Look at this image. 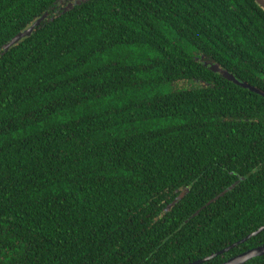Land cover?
<instances>
[{
    "label": "trees",
    "instance_id": "trees-1",
    "mask_svg": "<svg viewBox=\"0 0 264 264\" xmlns=\"http://www.w3.org/2000/svg\"><path fill=\"white\" fill-rule=\"evenodd\" d=\"M262 227L255 0H0V264H189Z\"/></svg>",
    "mask_w": 264,
    "mask_h": 264
},
{
    "label": "water",
    "instance_id": "water-1",
    "mask_svg": "<svg viewBox=\"0 0 264 264\" xmlns=\"http://www.w3.org/2000/svg\"><path fill=\"white\" fill-rule=\"evenodd\" d=\"M256 3L264 10V0H255ZM71 7V5H69ZM47 14H45L42 18L38 19L30 28L26 29L24 32H21L20 34H18L17 36H15L8 44H6L4 46V50L7 51L10 47L14 46L15 44H17L20 40H22L25 37H28L32 34V32L34 31L35 27H37L42 20H44L46 18ZM209 65V64H208ZM211 70L213 72H221V74L228 79L229 81L234 82L237 85L242 86L243 88H247L250 89L251 91L260 93L259 90H256L255 88L249 86L246 83H240L238 82L231 74H229L228 72L225 71H221L218 67V65H212L211 66ZM262 231H264V227L260 228L259 230H257L256 232L250 234L249 236H247L244 240L226 248L225 250L212 255L209 258L203 259V260H199L193 263H189V264H202L204 262H207L215 257H217L220 254H223L225 252H228L229 250L235 248L236 246L246 242L247 240L251 239L252 237L260 234ZM264 256V245L259 246L257 248H253L251 250H248L242 254H239L233 258H230L229 260H227L226 262H224L223 264H246L248 263L250 260L254 259V258H258V257H262Z\"/></svg>",
    "mask_w": 264,
    "mask_h": 264
}]
</instances>
